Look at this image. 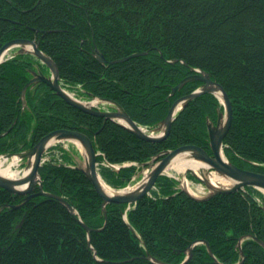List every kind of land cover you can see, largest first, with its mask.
Returning a JSON list of instances; mask_svg holds the SVG:
<instances>
[{
	"label": "trees",
	"instance_id": "obj_1",
	"mask_svg": "<svg viewBox=\"0 0 264 264\" xmlns=\"http://www.w3.org/2000/svg\"><path fill=\"white\" fill-rule=\"evenodd\" d=\"M56 29L61 31H49ZM91 31L108 60L147 53L100 64L85 51L93 46ZM13 37L38 39L67 83H81L115 100L118 89H124L128 114L146 125L163 118L173 98L199 86L197 80L186 82L166 100L171 86L192 73L190 67L208 72L232 105L225 155L239 167L264 173V0H0V45ZM173 59L177 61H166ZM15 70L10 62L0 65V134L13 124L0 136V153L21 151L54 128L79 130L82 125L102 153L97 160L143 163L164 148L204 146L205 118H215L218 105L213 94L196 96L177 112L165 139L147 141L114 121L99 129L102 118L81 112L47 89H28L30 100L22 110L21 77ZM64 159H70L67 152ZM136 171V165L100 168L106 182L117 188ZM39 175L45 191L62 195L76 208L90 228L92 247L86 230L58 200L36 196L20 207H5L22 196L0 188V264H155L144 258L146 249L177 264L199 239L208 242L220 263L235 264L241 260L236 246L241 235L264 240V210L256 200L263 195L252 187L196 201L175 188V179L162 175L154 198L145 195L126 210L134 235L123 219V203L106 204L107 222L99 230L105 220L102 198L81 171L47 161ZM241 247L245 257L240 264H264V248L254 239L243 240ZM185 264L218 263L199 243Z\"/></svg>",
	"mask_w": 264,
	"mask_h": 264
},
{
	"label": "water",
	"instance_id": "obj_2",
	"mask_svg": "<svg viewBox=\"0 0 264 264\" xmlns=\"http://www.w3.org/2000/svg\"><path fill=\"white\" fill-rule=\"evenodd\" d=\"M14 45L21 46V49L19 50V52H23L26 49V51H29L35 54L38 58H40L48 66V68L50 69L52 73L53 80H51L50 78L43 77V76H40L38 80L46 83L50 87V89H52L57 95H59L62 99H64L68 104L75 106L87 113L97 115V116H102L104 118V121L107 119L117 121L119 122L120 125L126 127L127 130H129L131 133H133L135 136L141 139H144L147 141H160L161 139L165 138L170 130L172 116L175 113L176 109H178L179 107H184L191 99L203 93H212L216 95L222 101L224 110H225V116L222 121L221 120L222 112L218 109L216 124H212L211 121L207 122V133L209 137V145L212 151V156H209L202 148L196 145H192V144H186V145L178 146L174 149L165 150L163 151L164 155L162 157L158 158V156L160 155L159 154L157 155L158 159L151 162V169L149 173L135 186V188L131 190L119 189L116 191H112L111 193H108L105 190H103L100 184V179L97 174L96 165H95L96 153H95V150H94V147L92 145L90 138L84 133H81L78 131H73V130H68V129L52 130L48 132L47 134L43 135L32 147L16 153V155L19 158L25 159L24 168L29 169V172H27L26 174H21V176H18L16 178H9V177H6L0 174V187L1 188L6 189L9 192L14 193V194L25 195L24 200L22 202L16 205H12V207L21 206L25 201L29 200L31 197L36 196V195H44L47 197L55 198L67 208L69 213L72 214L76 218V220L87 231V244L91 246L90 235H89L90 228L77 216V212L75 208L72 207L60 195L45 192L42 189V182L38 176V168L41 165V156L44 153V150L51 142L59 141V140H77L80 142V144L82 145L84 149V156H83L84 164L76 165L75 167L81 170L85 174V176L93 184L96 192L102 198L101 210L105 215V221H104L102 228L106 225V221H107L106 209H105V206L107 203L118 202V203L128 204V203L136 202L140 197H142L148 192V190L155 183L157 177L163 174L164 170L167 168L170 161L176 155H179V154L187 155V158L200 161L203 164H206L219 177L226 178L231 181V183L228 186L212 184V182H210L209 178L207 177L208 171L204 170V168L201 167L198 169L199 175L196 174L193 169L189 168L188 170L194 176L199 178V180L208 189V193L205 196L196 197L190 194L188 190L183 188L186 194L196 201L206 200L210 198L211 196L215 194H219V193L233 192L245 186H253L255 188H258L264 191V174L263 173L239 168L236 165L232 164L231 162L226 161L222 156V153H221L222 142L232 122V108H231L230 99L226 91L224 90L221 84H219L217 81L212 80L210 78L208 72L201 70V69L194 68V67H190V70L193 71L194 73L183 77L177 84L171 87L168 95H172L175 92V90L180 89L186 82H190L194 80L201 81V84L198 88L176 99L171 104V106L168 108V111L165 117L161 120V124L163 125V133L160 136H150L142 132L139 126L128 116V114L118 104L114 103L111 100H107L103 98L101 99L104 101L114 103L118 110L97 111L71 98L61 88V86L58 83V68L56 64L54 63V61L48 55H46L41 50H39L36 44L32 40H28V39L10 40L4 43L0 47V55L4 50ZM28 45H30L31 49L26 48ZM146 53H147L146 51L133 52L127 56H123V57L114 59L109 62L110 63L121 62V61L127 60L130 57L144 55ZM93 55L98 61L102 63L107 62L106 58L98 50L97 47L94 48ZM175 61L176 59H173V60H170L169 62L174 63ZM181 62L184 63V61H181ZM35 81L36 79H31L22 87L21 98H22L23 105H25L24 95H25L26 87L28 86V84H30L31 82H35ZM4 155L6 157L11 156L10 153H6ZM34 186H37L38 190L36 192H31ZM263 209H264V204H263ZM128 226L130 230L134 234H136L134 229L129 224ZM102 228H99V230H101ZM245 238L254 239L257 243H259L264 248V241L258 238L257 236L250 234V233L241 235L237 240V247L239 250V254L242 257V260L236 264H240L244 259V253L242 252V249H241V242ZM200 242L205 244L207 252L213 258L214 262L218 264H222L218 260H216L206 240H197V241L191 242L187 246V250H186L187 255L185 259L178 264H185L192 256V247L195 244L200 243ZM144 257L152 261L155 264H173V263L164 262L162 260L155 258L147 250H146Z\"/></svg>",
	"mask_w": 264,
	"mask_h": 264
},
{
	"label": "flooded vegetation",
	"instance_id": "obj_3",
	"mask_svg": "<svg viewBox=\"0 0 264 264\" xmlns=\"http://www.w3.org/2000/svg\"><path fill=\"white\" fill-rule=\"evenodd\" d=\"M16 37H13L12 39H15ZM18 38V37H17ZM21 38V37H19ZM34 42H36L37 44H39V40H35L32 39ZM10 52L8 53L5 52L0 56V65L4 62H10L12 65H14L16 67L15 73H16V78H19L20 75V81H18V86L20 85V87H22L27 81L31 80V79H36L35 82H31L30 85L27 86V90H37V89H41V90H45L48 89V86L38 80V78L40 76H49L50 72L48 70V68L44 65V63L42 62L41 59H39L38 57H36L34 54L30 53V52H22L19 53L18 52V48H12L9 50ZM85 51L90 54L92 56V46H88L87 49H85ZM93 57V56H92ZM60 77V76H59ZM25 79V82L23 84H20L22 82V80ZM91 81H94V79H91ZM74 87L77 86V84H72ZM87 90V92H91L89 91L87 88H85ZM118 93H120V97L116 96V100L118 101V103L121 104L122 107H124L123 102H124V97H125V93H124V89L120 88L118 89ZM83 94V97L85 100H89L91 97L87 94ZM103 97H109L111 99V96H109L108 94H103L101 95ZM180 95L176 96L175 98H173L170 103L167 106H170V104L172 103V101L176 98H178ZM29 100L27 98V103H29ZM109 110H113L112 107H108ZM125 109V107H124ZM126 110V109H125ZM127 111V110H126ZM128 113V112H127ZM212 120L214 121V123L216 122V117L213 118ZM159 124V122L154 125L157 126ZM77 126V125H74ZM80 131L84 132V128L82 125H80ZM202 148L204 149V151L208 154V155H212V151L210 149V146L208 145V142H206V144H204V146H202Z\"/></svg>",
	"mask_w": 264,
	"mask_h": 264
},
{
	"label": "rangeland",
	"instance_id": "obj_4",
	"mask_svg": "<svg viewBox=\"0 0 264 264\" xmlns=\"http://www.w3.org/2000/svg\"><path fill=\"white\" fill-rule=\"evenodd\" d=\"M10 51H8L9 53ZM67 91H69L70 93H74L78 98L80 99H84L83 94H82V89L80 87H74V88H68ZM74 146V148L78 149L79 154L77 155V157H75V161L77 162L78 165H83L84 164V160H83V156H84V151L81 148V146L76 145L74 143H68V147L72 148V145ZM1 159H5V163L8 162H14L11 165V168L13 170H17L20 171L21 168L23 167V160H18V159H14V158H1ZM151 162L149 163L148 167H150ZM148 167H144L142 169H140L138 171V173L133 177L134 179H132V181L129 183V185L127 186V188L129 190L133 189L149 172L150 168ZM187 171V172H186ZM186 171H181L180 173L173 171L172 169H166L165 173L166 174H170L175 176V178L178 180V188H186V189H190L193 193L192 195L196 196V197H201V196H205L208 193V189L199 181H192L190 177L187 176L188 174V170ZM109 185V184H108ZM109 187L113 190L116 191L115 188H113L111 185H109Z\"/></svg>",
	"mask_w": 264,
	"mask_h": 264
},
{
	"label": "bare ground",
	"instance_id": "obj_5",
	"mask_svg": "<svg viewBox=\"0 0 264 264\" xmlns=\"http://www.w3.org/2000/svg\"><path fill=\"white\" fill-rule=\"evenodd\" d=\"M14 162H8L5 163V159H0V174L9 178H15L17 176L20 175L19 171L17 170H13L11 168V165ZM200 163L197 161H193L190 158H187V155H176L168 164L167 169H172L175 172L180 173L181 171H185L186 169H193L196 166H198ZM27 172H29V169H24L23 170V174H26ZM210 182H212V184H217L218 182L223 184V185H227L230 184L231 181L229 179L226 178H221L220 180L217 179V176L211 174L210 175ZM100 184L103 188V190H105L108 193H111L113 190L108 186V184H106L101 178H100ZM188 191L192 194L193 192L188 189Z\"/></svg>",
	"mask_w": 264,
	"mask_h": 264
}]
</instances>
